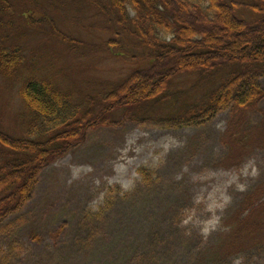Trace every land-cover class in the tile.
Segmentation results:
<instances>
[{
    "label": "rangeland",
    "instance_id": "obj_1",
    "mask_svg": "<svg viewBox=\"0 0 264 264\" xmlns=\"http://www.w3.org/2000/svg\"><path fill=\"white\" fill-rule=\"evenodd\" d=\"M234 1L237 16L252 14L248 0ZM111 10L106 0H0L2 45L18 46L22 58L10 71L0 67V136L26 135L29 115L19 92L30 78L51 80L80 112L97 115L84 140L42 170L23 209L0 224V264H123L135 246L153 253L142 264H264V98L179 128L138 122L154 116L138 117L136 107L126 115L113 99L104 105V96L150 57L140 38L109 29ZM218 13L209 22L221 52L237 38ZM245 34L242 41H255ZM195 76L175 75L171 86L187 89ZM260 83L264 88V77ZM125 91L121 99L130 95ZM160 103L156 116H168ZM141 167L153 173L152 186L141 181ZM110 191L111 207L88 218Z\"/></svg>",
    "mask_w": 264,
    "mask_h": 264
},
{
    "label": "trees",
    "instance_id": "obj_2",
    "mask_svg": "<svg viewBox=\"0 0 264 264\" xmlns=\"http://www.w3.org/2000/svg\"><path fill=\"white\" fill-rule=\"evenodd\" d=\"M248 1L252 14L239 17L234 0H106L119 11L108 12L109 29L140 38L148 46L150 57L146 68L137 69L104 96V105L113 99L115 106L126 109V115L133 112L137 116H154L138 122L154 121L170 128L198 127L221 111L255 107L264 98L260 83L264 77V0ZM219 11L225 13L237 38L233 46L221 52H217L220 35L214 33L209 22L219 16ZM260 30L263 31L259 34ZM245 33L253 34L255 41H242L240 37ZM19 52L18 46H3L0 39V67L10 71L18 65L22 60ZM193 73L195 82L189 88L171 86L175 75ZM131 80L146 84L144 90L149 91H133L129 88ZM200 85L204 90L195 96ZM20 88L29 126L23 137L0 136V224L23 209L32 198L42 170L82 142L86 129L97 116L92 117L88 108L80 112L69 93L55 87L49 79L30 78ZM123 91L131 96L121 99ZM162 100L169 106L168 116H156L163 112ZM132 107L136 109L130 112ZM72 132L79 135L70 137ZM138 171L141 181L152 186L155 180L151 170L141 167ZM113 190L122 191L117 185ZM114 194L110 191L97 212L90 213L88 218H101L111 207ZM62 228L64 225L54 236H59ZM146 250L140 246L131 248L123 256V264L149 262L153 253Z\"/></svg>",
    "mask_w": 264,
    "mask_h": 264
}]
</instances>
